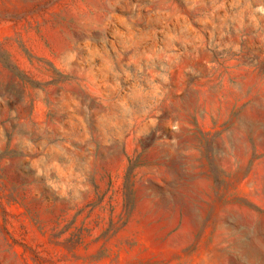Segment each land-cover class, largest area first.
<instances>
[{"label":"rangeland","instance_id":"374dc122","mask_svg":"<svg viewBox=\"0 0 264 264\" xmlns=\"http://www.w3.org/2000/svg\"><path fill=\"white\" fill-rule=\"evenodd\" d=\"M0 264H264V0H0Z\"/></svg>","mask_w":264,"mask_h":264}]
</instances>
